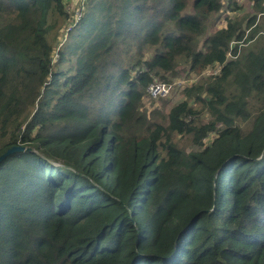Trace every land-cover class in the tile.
<instances>
[{"label":"trees","instance_id":"1","mask_svg":"<svg viewBox=\"0 0 264 264\" xmlns=\"http://www.w3.org/2000/svg\"><path fill=\"white\" fill-rule=\"evenodd\" d=\"M251 1L231 19L236 0H89L54 59L63 1L0 0V155L31 149L0 163V264H264V36L246 35L264 0ZM216 66L168 112L146 92Z\"/></svg>","mask_w":264,"mask_h":264},{"label":"rangeland","instance_id":"2","mask_svg":"<svg viewBox=\"0 0 264 264\" xmlns=\"http://www.w3.org/2000/svg\"><path fill=\"white\" fill-rule=\"evenodd\" d=\"M250 2H251V0H237L236 4H238V7H241V8L239 9L238 12H236V15H233L234 18L236 17L238 19H241L243 17H245V18L248 17L250 15V13H249L250 9L249 8H251L249 6ZM88 4H89V0L86 1L85 5L83 7V14H82L81 21L82 20L84 21V19L86 17ZM67 9L69 10V17H70V6H68ZM224 9L226 11L227 7H224L223 11H224ZM222 15L223 14H221V16ZM223 19H225V15L222 16V20ZM211 23H212V21H211ZM223 24L224 23H222V22L218 23V21L215 20V25H213L215 27L212 28V30L214 31V30H217V28H221L223 26ZM58 41H57V44H58ZM59 44L60 45L58 46V48H57V45H56L57 50L55 51V53L53 55L54 58H58V52L57 51L61 47L62 43H60V41H59ZM247 47H248V45L243 46V49L241 51V55L244 54V52H246ZM239 49H241V47ZM243 50H245V51H243ZM120 57H123V56H120ZM123 65L127 67V66L130 65V62L125 60ZM208 73L214 74L215 71L213 69H209V70L204 71L201 75H197L196 73H188L186 71H181L180 73L176 74L175 76H171V74H167V76L169 77V84L172 85V89H171L170 95L168 97H166V98L158 99V100H156V102H153V101H151V102L154 104V106L159 107L162 110H164V112H168L169 109L172 106H174L175 104H177L178 102L183 100V98H184V89L186 87H189L191 84H194V83L198 84V83L204 82L205 80H203L201 78L208 77ZM154 80L161 81L159 77H154ZM229 81H232V77L229 78ZM165 100L168 102L166 105H164L162 103ZM191 104H192V106H196L195 103H191ZM146 108L149 109L150 108V104L147 103ZM201 119L204 120V121L209 120L208 113L204 112L203 115L201 116ZM219 128H220V126H219ZM214 138H215L214 134H211L208 138H206L203 141V147L206 148V147L210 146L211 142H212V140H214ZM176 143H177L179 148H181L184 151L189 152V153H198V152H200L203 149V148L195 147L194 145H192V143L190 142V139L188 137L178 136V137H176Z\"/></svg>","mask_w":264,"mask_h":264},{"label":"built area","instance_id":"3","mask_svg":"<svg viewBox=\"0 0 264 264\" xmlns=\"http://www.w3.org/2000/svg\"><path fill=\"white\" fill-rule=\"evenodd\" d=\"M63 6L65 9L70 6V20L67 23V26L62 31L59 41L60 43H64L67 36L70 32L74 30V28L79 24L82 19L83 7L87 0H62ZM74 1V2H73ZM73 2V3H72ZM233 44H231L232 47ZM231 57L230 54H228ZM56 59V58H54ZM214 74L208 73V76H215L219 73L220 67L216 66L214 69ZM172 89V85L166 82L154 80L146 89V92L149 98L153 100H158L162 98H166L170 95Z\"/></svg>","mask_w":264,"mask_h":264},{"label":"crops","instance_id":"4","mask_svg":"<svg viewBox=\"0 0 264 264\" xmlns=\"http://www.w3.org/2000/svg\"><path fill=\"white\" fill-rule=\"evenodd\" d=\"M262 5H264V1H263ZM249 6L251 7V8H249L250 9V11H249L250 15H254L255 12L253 9V2L252 1L249 3ZM233 14L230 15L231 19L234 18ZM255 29H257V30L255 31ZM246 35L247 36L251 35L253 37L251 43H257L259 38L261 36H264V13L263 14H256V19H255L253 25L251 27H249L248 29H246Z\"/></svg>","mask_w":264,"mask_h":264},{"label":"water","instance_id":"5","mask_svg":"<svg viewBox=\"0 0 264 264\" xmlns=\"http://www.w3.org/2000/svg\"><path fill=\"white\" fill-rule=\"evenodd\" d=\"M24 151H31L29 148H25L23 146H13L9 148L4 154L0 155V163L4 161L7 157L10 155H13L18 152H24Z\"/></svg>","mask_w":264,"mask_h":264}]
</instances>
